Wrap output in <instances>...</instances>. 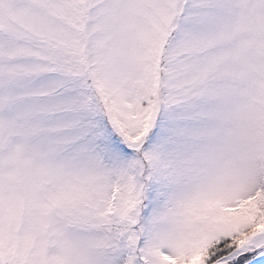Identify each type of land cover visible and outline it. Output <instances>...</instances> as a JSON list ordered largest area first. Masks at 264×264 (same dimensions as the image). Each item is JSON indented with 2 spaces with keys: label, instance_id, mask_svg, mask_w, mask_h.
Segmentation results:
<instances>
[{
  "label": "snow or ice",
  "instance_id": "obj_1",
  "mask_svg": "<svg viewBox=\"0 0 264 264\" xmlns=\"http://www.w3.org/2000/svg\"><path fill=\"white\" fill-rule=\"evenodd\" d=\"M0 264H264V0H0Z\"/></svg>",
  "mask_w": 264,
  "mask_h": 264
}]
</instances>
